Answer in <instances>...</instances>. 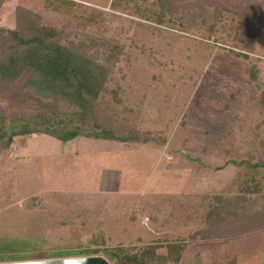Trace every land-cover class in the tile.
Here are the masks:
<instances>
[{
    "label": "rangeland",
    "instance_id": "1",
    "mask_svg": "<svg viewBox=\"0 0 264 264\" xmlns=\"http://www.w3.org/2000/svg\"><path fill=\"white\" fill-rule=\"evenodd\" d=\"M18 1L0 0V26L15 27ZM95 1L75 15L79 21L95 16L100 30L73 26L72 38L109 39L124 47L108 85L120 103L112 94L107 101L112 112L148 133L149 142L78 137L65 143L41 132L14 137L0 151V264L84 257L88 250L115 264L111 253L122 256L126 249L130 255L154 243L166 253L168 243L204 227V195H234L236 182L256 172L264 194V168L254 173L232 162L264 160V109L258 103L264 21L246 60L205 38L195 10L159 25L152 15L112 8L113 0ZM252 64L259 70L256 81ZM5 105L0 102V128L8 132L82 126L73 106L63 102L46 108L28 98L19 108ZM57 252L74 255L53 257ZM178 264H264V230L192 243Z\"/></svg>",
    "mask_w": 264,
    "mask_h": 264
},
{
    "label": "trees",
    "instance_id": "2",
    "mask_svg": "<svg viewBox=\"0 0 264 264\" xmlns=\"http://www.w3.org/2000/svg\"><path fill=\"white\" fill-rule=\"evenodd\" d=\"M256 1L244 5L226 0H113L111 7L121 11L134 9L140 17L152 15L159 25L172 24L177 13L187 14L195 10L193 12L206 26L205 38L249 60L264 21V0ZM95 2L19 0L14 12L15 27L0 26V102H5L7 108H19L28 98L46 108L63 102L73 106L74 114L82 120L81 127L66 130L24 127L8 132L0 128V151L10 148L14 137L36 132L51 135L65 143L78 137L122 143L149 142L148 133L133 128L112 112L107 101L108 95L112 94L115 102L120 103L118 91L110 90L108 85L124 54V47L109 39L102 42L96 37L87 40L72 38L73 26L94 24L100 30L95 16L79 21V15H75L85 6L84 3ZM222 32H226L234 42L232 47L226 45ZM251 66L250 77L256 81L259 70L256 65ZM258 103L264 109V92L260 94ZM232 162L246 168L249 166L254 173L264 168L263 159ZM257 176L256 172L250 180L236 182L239 190L232 196L204 195V206L208 203L204 227L187 239L168 243L166 253H159L162 244L154 243L130 255L126 254V249H120L122 256L111 253V258L115 264H178L192 243L231 238L244 231L264 230V194L258 192L260 182L256 180ZM95 252L88 250L82 253L84 257H91ZM73 253L57 252L53 257H71Z\"/></svg>",
    "mask_w": 264,
    "mask_h": 264
},
{
    "label": "water",
    "instance_id": "3",
    "mask_svg": "<svg viewBox=\"0 0 264 264\" xmlns=\"http://www.w3.org/2000/svg\"><path fill=\"white\" fill-rule=\"evenodd\" d=\"M26 264H109L104 258L99 256L76 257L69 259H52L29 262Z\"/></svg>",
    "mask_w": 264,
    "mask_h": 264
},
{
    "label": "crops",
    "instance_id": "4",
    "mask_svg": "<svg viewBox=\"0 0 264 264\" xmlns=\"http://www.w3.org/2000/svg\"><path fill=\"white\" fill-rule=\"evenodd\" d=\"M230 196H232V195H230Z\"/></svg>",
    "mask_w": 264,
    "mask_h": 264
}]
</instances>
